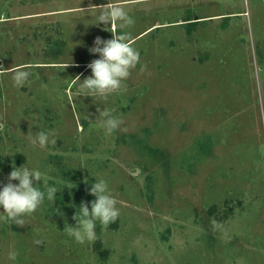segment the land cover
Returning <instances> with one entry per match:
<instances>
[{
  "label": "rangeland",
  "instance_id": "obj_1",
  "mask_svg": "<svg viewBox=\"0 0 264 264\" xmlns=\"http://www.w3.org/2000/svg\"><path fill=\"white\" fill-rule=\"evenodd\" d=\"M52 1L0 0V184L14 162L58 188L23 226L0 221V264H12L10 249L14 264H264V0H145L137 17L140 1L117 0L139 62L95 103L72 79L90 75L94 39L120 29L91 25L81 9L107 0L74 1L72 28L38 26L33 15ZM15 66L31 73L20 88L3 71ZM104 106L122 121L111 134ZM38 130L55 144H31ZM97 178L119 215L81 244L65 221L75 226Z\"/></svg>",
  "mask_w": 264,
  "mask_h": 264
},
{
  "label": "clouds",
  "instance_id": "obj_2",
  "mask_svg": "<svg viewBox=\"0 0 264 264\" xmlns=\"http://www.w3.org/2000/svg\"><path fill=\"white\" fill-rule=\"evenodd\" d=\"M81 9L89 14L90 19L94 20L91 25L98 26L103 23L107 31L115 27L120 29L118 33L110 31L113 34L111 39L99 36L94 39L93 46L88 50L90 54L97 55V58L87 65L90 75L83 80L79 75L72 79V83L76 84L79 97H91L95 103L97 100H107L109 96L122 90L124 81L130 75V70L135 68L139 62L140 54L133 47V40L128 32L124 31L127 26L133 24V18L117 0H107V3L103 5H90L88 9ZM108 25L110 27H107ZM3 71L11 73L12 84L17 88L23 87L31 75L30 71L20 66L3 69ZM98 111L105 134H111L120 127L121 119L113 115L109 108L104 106L103 110L98 108ZM3 127L4 125L0 124V130ZM51 135L50 132L38 130L28 132L25 136L29 138L31 144H38L43 149L50 144H55V139L50 138ZM41 176L39 168L28 166L25 163L16 167L13 162L12 170L8 174V182L0 184V209H3L0 211V221L23 226L25 218L34 214L45 200L52 203L56 201L58 188L55 185H49L47 181H43V188L38 186ZM87 191L95 199L88 202L82 201L77 208L79 211L76 209L73 217L76 221L75 226L65 221L64 228L71 238L81 244L85 241L92 242L97 238L95 230L97 221L106 226L119 215L115 198L111 195L106 180L94 179ZM72 207L76 206L73 204ZM35 243L40 244L41 241L36 240ZM17 256L18 252L15 249L9 250L8 260L12 264Z\"/></svg>",
  "mask_w": 264,
  "mask_h": 264
},
{
  "label": "crops",
  "instance_id": "obj_3",
  "mask_svg": "<svg viewBox=\"0 0 264 264\" xmlns=\"http://www.w3.org/2000/svg\"><path fill=\"white\" fill-rule=\"evenodd\" d=\"M74 1H75V3H77L76 0H53L52 2L55 6L54 9H52L49 13H47V12L46 13L45 12L35 13L32 18H34V20L36 19V21H38V22H43V23L38 25L40 27L44 26L45 23L47 24L48 21L54 20L57 22L56 25L59 28H66V27L70 28V26L72 28V26H74L75 21L77 20V18H76L77 12H79V11H77L76 6L74 5ZM138 1H140L137 3V4H139L138 5L139 11L136 12V14H137L136 17L137 16H143L144 12L147 11L146 9H144L145 4L149 2V1H145V0H138ZM42 4H43L42 2L39 3V5H42ZM184 4H186V3H184ZM64 5H67V6H64ZM11 14L9 12V14H7V16H6L7 17L6 21H5V22H7L6 24H8L9 27L10 26H12L13 28L18 27L19 25L16 24V21L20 20V18H22V17H19L20 15H16L13 13H11ZM223 15L225 16V14H223ZM229 15H232V14H229ZM58 22H59V24H58ZM181 23H193V21L191 19H187V20H182ZM157 25H159V24H157ZM117 29H118V27L116 28V30ZM146 31H144L143 33H145ZM143 33L136 34L135 37H138Z\"/></svg>",
  "mask_w": 264,
  "mask_h": 264
},
{
  "label": "trees",
  "instance_id": "obj_4",
  "mask_svg": "<svg viewBox=\"0 0 264 264\" xmlns=\"http://www.w3.org/2000/svg\"><path fill=\"white\" fill-rule=\"evenodd\" d=\"M97 247L100 248V244H98ZM103 254H105V253H103Z\"/></svg>",
  "mask_w": 264,
  "mask_h": 264
}]
</instances>
